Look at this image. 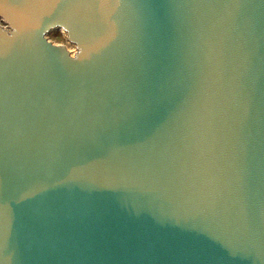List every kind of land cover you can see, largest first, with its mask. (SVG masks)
Instances as JSON below:
<instances>
[{"label":"water","instance_id":"obj_1","mask_svg":"<svg viewBox=\"0 0 264 264\" xmlns=\"http://www.w3.org/2000/svg\"><path fill=\"white\" fill-rule=\"evenodd\" d=\"M0 264H264V0H0Z\"/></svg>","mask_w":264,"mask_h":264},{"label":"rangeland","instance_id":"obj_2","mask_svg":"<svg viewBox=\"0 0 264 264\" xmlns=\"http://www.w3.org/2000/svg\"><path fill=\"white\" fill-rule=\"evenodd\" d=\"M64 38V36L62 37V39ZM50 39L54 42V43H56V44H62V45H66L67 46V48H68V50L72 53V54H74V52H75V47L73 46V45H71V44H68L66 41H64V40H57V39H55L53 36H51L50 37Z\"/></svg>","mask_w":264,"mask_h":264},{"label":"trees","instance_id":"obj_3","mask_svg":"<svg viewBox=\"0 0 264 264\" xmlns=\"http://www.w3.org/2000/svg\"><path fill=\"white\" fill-rule=\"evenodd\" d=\"M52 36H53L55 39L59 40V41H60V40H63V39H62L63 35H62L61 33H58V34L55 33V34H53Z\"/></svg>","mask_w":264,"mask_h":264}]
</instances>
